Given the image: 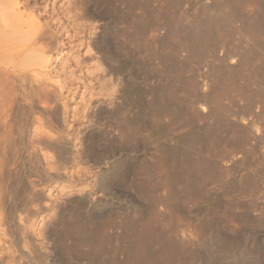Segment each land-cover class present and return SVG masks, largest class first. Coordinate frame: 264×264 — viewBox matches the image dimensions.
Returning <instances> with one entry per match:
<instances>
[{"label": "rangeland", "instance_id": "obj_1", "mask_svg": "<svg viewBox=\"0 0 264 264\" xmlns=\"http://www.w3.org/2000/svg\"><path fill=\"white\" fill-rule=\"evenodd\" d=\"M18 2L63 85L15 106L0 264H264V0Z\"/></svg>", "mask_w": 264, "mask_h": 264}, {"label": "bare ground", "instance_id": "obj_2", "mask_svg": "<svg viewBox=\"0 0 264 264\" xmlns=\"http://www.w3.org/2000/svg\"><path fill=\"white\" fill-rule=\"evenodd\" d=\"M47 7H48V5H47ZM20 8L21 7H20L18 0L17 1L0 0V207L2 209H3L2 206H5L4 204H6L5 199H6V194L8 191V190H6V188L4 187V184H3L4 178H7L4 176V169L6 166V154H7L8 148L10 147L11 142H14V139H16V137H18V135L20 137V134L15 129L16 122H15V116H14V110H15V106L18 102V98L24 97V96L27 98H30L31 100L35 98L39 103H41L43 110L45 112L49 113L51 110H53L55 108L53 105H50L52 103L51 97L57 96V95L61 96V94H60V92L62 90L61 86L63 85L62 84L61 86H59L58 82L56 80L52 79L50 69H49V65H50V61H51V57H52L51 52L53 50L52 43L55 42L54 41L55 40L54 35L48 31V28L46 26H44L42 23L39 22L37 17H35L33 14H30V13L28 14V11L25 12L23 9L21 10ZM26 9H27V7H26ZM43 13H44V10H43ZM66 13H67V15L69 14L68 11H66ZM67 19H68V17H67ZM57 20H58V18H57ZM61 29L66 32L67 26L61 25ZM65 85H66V83H65ZM221 86H223V84ZM57 87H59V88H57ZM57 89H59L58 92H57ZM19 91H20V93H19ZM224 95H225V93H224ZM202 97H203V95H202ZM213 98H216V97L213 96ZM222 98H223V96H222ZM257 100H258V98H257ZM32 102H34V101H32ZM211 102H212V100H211ZM219 102H218V104H219ZM52 104H54V103H52ZM40 111H42V110H40ZM40 121H39V123H41ZM36 127H37L36 129H38V130H36V129L32 130L29 134V142H31V145H34L35 143H40L42 141H47L48 139H50V141H51V139L53 138V135H52L53 132L50 133L49 131H46L47 129L41 130L40 128H42V127H38V126H36ZM29 129H32V128H29ZM55 131H56V129H55ZM55 143H56V140H55ZM38 146L42 147V145H40V144ZM44 155H45V153L43 154V157H44ZM48 157L50 160H52V156H47L46 161H47ZM34 158H36V157H34ZM42 160H44V159H42ZM52 163H53V161H52ZM54 164H56V163L54 162ZM43 165H44V163H43ZM46 166L49 167L47 169V171H52V172L47 173L48 180L66 181L68 179L65 172H64V168H61V166H57V165L52 166L51 165L52 166L51 167L49 163H47ZM61 169L63 172H61ZM34 183L36 184V182L33 181V184ZM35 184L33 187H35L37 185V184L36 185ZM53 185H54V183H53ZM52 188H53V186H52ZM50 191L51 190H49V192L47 191V194H46V196L48 197V200H50V201H48L49 203H46L45 207L39 206V204L34 205L33 209L35 212L42 213V211H44V209L48 210V211L52 210L53 204L57 200V197H56V195H52ZM29 193H30V191H29ZM12 200L13 199H11V202H12ZM25 200H26V198H25ZM28 200H30L31 203H34V201H36V200L40 201L39 193L37 191L31 193V198L30 199L28 198ZM26 205H27V203H26ZM7 207H8V205H7ZM19 207H20V205H19ZM1 210H0V212H1ZM6 210L8 211V209H6ZM1 216H2V214L0 215V217ZM73 220H74V218H73ZM1 221L2 220L0 219V223H1ZM142 223L143 222H141V225H142ZM1 225H2V223H1ZM75 226H80L83 229L82 224L73 223L69 226V230H71V228H73ZM128 226H129V224H128ZM146 226L148 227L147 223L144 224V227H146ZM147 230L145 229L144 231L146 232ZM40 234H41V232H40ZM144 234L145 233L140 232V234H138V235L142 236ZM144 251H140L137 248V250H135V252H134V258L139 261L142 257L141 254H143ZM83 254H85V252L80 253L79 256L82 257ZM2 260H3V254L0 253V261H2Z\"/></svg>", "mask_w": 264, "mask_h": 264}]
</instances>
